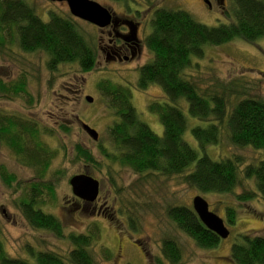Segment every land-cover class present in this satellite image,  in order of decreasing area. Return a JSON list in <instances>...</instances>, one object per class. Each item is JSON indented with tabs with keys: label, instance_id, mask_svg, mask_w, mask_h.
I'll list each match as a JSON object with an SVG mask.
<instances>
[{
	"label": "trees",
	"instance_id": "obj_1",
	"mask_svg": "<svg viewBox=\"0 0 264 264\" xmlns=\"http://www.w3.org/2000/svg\"><path fill=\"white\" fill-rule=\"evenodd\" d=\"M232 1L233 21L214 27L197 22L182 10L162 7L152 12L151 32L144 39L152 55L139 67L135 88L146 91L156 85L169 101L147 106L159 118L161 136L139 118L128 86L108 78L96 82L95 89L109 122L105 128L107 143L103 144L99 137L95 146L107 170L118 167L141 177L145 174L176 177L181 184L202 194H234L235 188L244 186V179L253 182L256 192L244 188L235 195L237 202L255 196L264 200V98L246 97L239 80H218L208 90L185 74L186 69L195 68L197 64H192L191 58L202 57L205 46H220L233 40L253 43L264 37V0ZM36 10L27 0H0V52L7 54L9 48L13 52L16 49L18 55L43 53L51 73L66 65L81 75L94 70L97 42L89 38L82 24L54 10L43 13ZM84 79L80 78L82 86ZM14 99L32 102L22 75L6 82L0 79V101ZM181 100L186 102L191 117L209 122L205 128H191L197 149L183 138L187 121L178 107ZM57 128L64 134L71 132L62 123ZM223 131L231 146L251 147L260 152V158L241 170L243 161L235 155L211 157L206 148L217 146ZM54 136L57 135L38 119L0 109V146L12 153L20 167L33 172L32 180L22 181L0 164L1 182L6 189L18 193L13 205L30 228L47 231L69 244L66 253L28 247L27 257L17 258L7 254L0 228V264H98V259L109 263L113 258L107 248L98 247L101 229L97 223L89 225L84 232L65 233L61 220L46 208L54 206V187H58L65 174L62 169L52 170L55 186L45 177L62 154L49 144ZM73 151L77 160L88 165L96 163L88 149L76 144ZM224 212V221L228 225L235 223L236 208L230 205ZM133 215L128 213L126 218L132 225ZM166 215L198 247H217L220 239L200 223L190 205H170ZM144 252L146 260H150L146 262L161 264L156 255ZM160 256L167 263L181 264V249L174 237H163ZM229 259L235 264H264V238L240 234L239 241L230 247Z\"/></svg>",
	"mask_w": 264,
	"mask_h": 264
},
{
	"label": "rangeland",
	"instance_id": "obj_2",
	"mask_svg": "<svg viewBox=\"0 0 264 264\" xmlns=\"http://www.w3.org/2000/svg\"><path fill=\"white\" fill-rule=\"evenodd\" d=\"M27 1L39 13L54 10L63 15H70L65 3L49 0ZM93 1L105 6L120 18L131 20V16L134 15L141 22L140 29L137 28V37L142 45L140 57L133 62L106 60L105 52H100L99 47L108 49L110 37L107 31L101 33L95 26L78 19L76 20L82 24L89 38L97 42V63L94 70L87 74L81 75L69 65L59 67L51 73L45 65L46 56L43 53L18 55L16 49V52H13L9 48L7 54L0 52V79L6 82L24 76L28 83V93L32 97L31 103L24 99L0 101V109L38 119L57 135L49 144L55 146L62 154L53 162L51 170L45 177L55 186L52 170L62 169L65 174L58 181V187H54L56 198L54 206L46 207L47 210L61 220L65 233L84 232L92 223L100 226L101 239L98 247L107 248L113 254V258L109 263L98 259V264H150L146 262L150 260H146L144 250L148 255H156L161 264H170L160 256V245L164 236L174 237L180 246L181 264H235L229 259V253L231 245L239 241L240 234L251 233L264 238V200L255 196L248 201L237 202L235 197L236 194L243 192L244 188L256 192L252 181L242 179L244 186L235 188L234 194H202L181 184L176 177L158 174H145L141 177L118 167L107 170L95 146L96 142L88 137L80 125V122L89 125L98 132L103 144L107 143L105 135V128L109 122L107 111L99 101L95 84L102 78H108L114 83L129 87L132 104L139 118L155 134L161 136L163 128L159 118L157 114L151 113L147 106L152 102L169 101L156 85H151L146 91L135 88L139 67L148 62L152 55L143 42L151 32L150 15L158 7L182 10L203 25L217 26L233 21V1L225 0V4L220 5L211 0L210 7L200 0H131L126 2L128 7L125 2ZM191 63L197 65L195 68L192 66L186 69L185 74L202 89H212L218 80L234 79L241 81L246 97L264 98V37L253 43L233 40L220 46H205L202 57H192ZM82 77L85 78L83 86L80 85ZM86 96L93 98L92 103L85 100ZM178 107L182 109L187 121V130L183 138L197 149L191 128H205L209 122L191 117L184 100L180 101ZM58 123L71 128L70 134L59 131ZM224 132L217 146L206 148L211 157L235 155L243 161L241 170L245 165L260 158V152L251 147L231 146ZM76 144L88 149L96 161L95 164L99 165L94 168L95 164L88 165L77 160L73 151ZM0 164L22 181L29 182L33 178V172L20 167L12 153L4 146H0ZM75 174H88L99 181L100 193L97 202L88 204L73 196L68 179ZM240 176L242 177V173ZM196 195L202 196L208 202L210 210L223 220L226 207L232 205L236 208L235 223L228 225L224 221L229 235L226 239L219 240L216 248L198 247L193 240L180 232L166 215L168 206L191 205ZM18 196V193L6 189L0 180V228L7 254L24 258L27 257L28 247L66 253L69 249L66 240H59L47 231L28 226L13 205V200ZM131 212L134 213L133 225L126 220L128 213Z\"/></svg>",
	"mask_w": 264,
	"mask_h": 264
},
{
	"label": "water",
	"instance_id": "obj_3",
	"mask_svg": "<svg viewBox=\"0 0 264 264\" xmlns=\"http://www.w3.org/2000/svg\"><path fill=\"white\" fill-rule=\"evenodd\" d=\"M51 2L66 3L69 13L73 18L90 23L99 29L109 26H115L111 11L100 3L93 0H49ZM85 100L92 103L93 98L86 96ZM82 130L94 142L98 141L97 131L89 125L81 122ZM69 186L73 196L79 200L91 204L99 194V181L88 174H76L69 178ZM192 210L196 214L200 223L210 232L215 234L219 239H226L229 230L224 224L222 218L209 210L207 201L200 195L192 199Z\"/></svg>",
	"mask_w": 264,
	"mask_h": 264
},
{
	"label": "flooded vegetation",
	"instance_id": "obj_4",
	"mask_svg": "<svg viewBox=\"0 0 264 264\" xmlns=\"http://www.w3.org/2000/svg\"><path fill=\"white\" fill-rule=\"evenodd\" d=\"M200 1L203 4H205L207 7L211 6V0H200ZM215 1L217 2V4L220 5L225 4V0H215ZM125 5L127 6V3ZM158 8H162V7H158ZM158 8H155L154 10ZM137 13L139 14V11H137ZM112 14H113V19L116 22L115 26L113 25L109 26L107 27L106 30L105 28L98 29L100 30L101 33L107 31V35L110 37V45L107 46L108 49L105 50L104 48L99 47L100 52L101 51L105 52L106 60L109 61L133 62L142 54V45L140 43V39H138L137 37L138 35L137 28L139 27L140 29L141 22L137 20L134 17V15H132L131 16L132 19L129 20L127 18H120L115 13ZM150 20H151V15L149 17V22Z\"/></svg>",
	"mask_w": 264,
	"mask_h": 264
}]
</instances>
